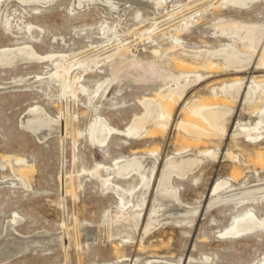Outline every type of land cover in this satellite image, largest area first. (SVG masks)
<instances>
[{
  "label": "rangeland",
  "instance_id": "rangeland-1",
  "mask_svg": "<svg viewBox=\"0 0 264 264\" xmlns=\"http://www.w3.org/2000/svg\"><path fill=\"white\" fill-rule=\"evenodd\" d=\"M165 1V16L160 18L147 6L117 16L100 6H80L78 0L4 4L0 48L28 45L41 61L0 63V251L20 238L37 235H57L61 242L19 249L0 258V264H149L156 259L171 264H260L264 259V230L222 234L247 211L264 218V196L208 204L217 183L218 191L224 192L264 180V160L257 156L264 153V136L252 140L245 130L264 121L259 95L264 90V36L255 52H248L251 42L236 32L228 33L234 24L264 29V0L243 8L225 0ZM178 33L187 50L233 49L242 53L241 60L251 56L252 62L244 72L220 63L216 64L220 70L200 66L185 76L182 72L189 69L180 67L173 53L166 51ZM83 60L81 65L72 63ZM161 74L170 77L156 78ZM171 76L184 79L187 86L166 129L153 135L124 132L136 117L146 114L143 102L157 99L170 87ZM239 76L244 77L242 91L231 98L224 88L240 87ZM257 83L261 88L254 93ZM213 92L222 100L231 99V110L218 131L193 143L183 124L191 109ZM31 112H44L56 120V130L39 138L24 123ZM96 120L117 129L106 144L91 138ZM148 127L153 128L151 123ZM188 145H192L188 152L179 151ZM204 149L218 154L207 156L190 175L171 178L187 210L150 229L154 196L168 160ZM136 155L154 156L158 163L135 236L123 240L116 222L130 215L121 214L119 196L113 189H104L103 179L91 172ZM8 157L21 158L32 169L17 178ZM84 174L80 183L78 178ZM127 178L113 180L127 191L136 188L139 178ZM6 238L11 240L9 245L3 241Z\"/></svg>",
  "mask_w": 264,
  "mask_h": 264
},
{
  "label": "bare ground",
  "instance_id": "bare-ground-1",
  "mask_svg": "<svg viewBox=\"0 0 264 264\" xmlns=\"http://www.w3.org/2000/svg\"><path fill=\"white\" fill-rule=\"evenodd\" d=\"M7 1L8 0H0V12L4 4ZM19 1L23 4H27L29 2V0H19ZM225 1L228 4H232L234 6L243 8V7H249L253 3L257 2L258 0H225ZM78 2L80 6H82V3H85V5L89 7L100 6L104 10L115 13L117 16H120L121 14L123 15V12H126L130 8L132 9V7L137 8V7L147 6L149 8H152L156 14H159V15H156V18H160L162 16H165L164 11L167 9V3L165 0H78ZM229 28L233 31L228 32V33L236 32V34L239 35L240 38H242V40H248L249 42H251L250 44L251 46L249 45L247 47L248 52L250 51L255 52L256 47L262 41V38L264 36V29L259 28V27L253 28V27H246L245 25L236 26L234 24L232 27H229ZM176 36L177 37L174 36L175 39L174 41H172L173 46L167 48L166 51H170L173 53L174 55L173 58L176 60L177 63H179L180 67L182 66L184 68L189 69L188 71L182 72V74L185 76L193 72L192 71L193 68H199L200 66L211 69V71L220 70V68L216 65L220 63H226V64L233 65L234 67H236L235 69L238 72H244L248 69V66H250L249 64L252 62L251 56L248 57L247 59L245 58L246 60H241L239 57L242 56V53L239 54L235 52L237 50L234 51L233 49H226V50L221 49L217 52H209V51L207 52V50L206 51L187 50L186 48H184L183 43L181 42V37L179 33ZM262 53H263L262 60L264 62V52ZM39 57H41V55H39L35 49H33L31 46H28V45L10 47V48L8 47L7 49H4L2 50V52H0V63L11 65L12 63L13 64L19 63L20 61L24 59H31L30 62H34L35 60L41 61ZM85 62L86 61L84 60L80 62L72 61V63H77L78 65H81L82 63H85ZM158 77H161L162 81L163 80L166 81L170 76L161 74V75H158L156 78ZM171 77L173 81L170 87L162 91L158 95L157 99H154V98L147 99L145 102H143V104L146 107V114L141 117H136L133 121V124L131 126H128L124 130V132H126L127 134L128 133L132 134V135H137L139 133L144 134V135H148V134L153 135L157 130L164 131L166 129V127L168 126L170 122V118H171V114L173 112L174 106L175 104H177V101L180 100L179 98H181L183 94H185L186 86H187L185 84L186 81L184 79H181L180 77H175V76H171ZM238 82L240 84V87H236L233 90L224 88L225 93L230 95V97L232 96V97L238 98V96L240 95L242 91V84L244 82V77L239 76ZM260 88L261 86L260 84H258L257 88L253 89L254 93H256L258 89L260 90ZM73 92L76 93L77 89H74ZM259 95H260V101L264 102V90L260 91ZM246 97L249 98V94H247ZM204 100L205 101L202 102L199 106L193 107L191 109V114H190L189 119L187 120V124H183V128L188 133L189 138L190 140L193 141V143L194 142L198 143L200 141H203L204 137H209L214 134L213 133L214 131L215 132L218 131V128L222 124L223 118L231 110V108L228 109V106H229L228 102H232V100L231 99L222 100L219 98L216 92L209 94ZM43 113L39 112L37 114V113L31 112L27 117H25V119L22 118V120L24 119L25 125H27L30 128H33V130L35 129V133L39 136V138H43L50 131L56 130V127L58 125L56 120L55 121L50 120L51 118L50 119L47 118V116H45V114ZM149 123H151L153 128L148 127ZM263 126H264V121L260 120L256 124V126L252 128L251 130H248L247 128L245 129L246 135L248 136V138L252 140L258 139L264 136V129H262ZM91 129H92V133H91L92 140L96 141L100 145L106 144L111 132L117 130L115 127L109 126V124L104 120H96L95 124L92 126ZM223 130H224V126H223ZM191 146L190 145L185 146L183 149L179 151L183 153L188 152L189 149L192 148ZM210 150L209 149L201 150L197 155L189 153V154L182 155V156H174L168 160L165 166L164 172H163V176L160 179V182L158 184V187L156 189V193L154 196V201H153V206H152L153 207L152 208L153 218L152 220L150 219V222L148 220L150 229L159 225L164 220H167L168 216L181 215L187 210V207H185L181 203L178 197L177 188H174L172 186L171 178L173 175H179L181 177H185L187 174L194 171L207 156H211V155L217 156L218 154L217 151H213V150L210 151ZM228 155L232 156L233 154H228ZM257 156L260 160H264V153L258 152ZM233 159L235 158L233 157ZM7 160L9 161L12 168L14 169V172H16L17 178L23 177L25 173L27 174L32 169V167L27 162L22 160L21 158L8 157ZM157 163H158V159L154 156L136 155L132 158L131 157L130 158H125V157L119 158L115 161L114 165H112L111 167L100 166L98 169L91 172L94 175L96 174L97 176H100V178L103 179L104 189H107V190L109 188L111 190L113 189L116 192V194L119 196L120 205H121V214H123L124 211L125 212L127 211L130 215V219L129 217L128 219L125 218L126 219L125 221H127L129 225L131 223L133 227L131 225L128 226L127 224H125V221H122V220H119L118 222H116V227H117L116 231L119 232L123 240H132L135 236L134 231L137 230V225H138L137 217L141 215V212L146 203V199L149 194L151 182L153 180V177L156 171ZM85 175L86 174L81 175L78 178L80 183L83 182ZM129 176L131 177L135 176L139 178V183L137 187L134 189H130L129 191L125 190L120 184L115 183L113 180L115 177H123L126 179ZM219 188H221L220 183H217L216 185H214V188H212L213 189L212 191L215 192L214 193L215 197L212 199V201H210V203H208L210 207L214 204L217 205V203L223 200H237L238 201V200H245L247 198H258V197L264 196V180L253 183L249 186L242 187L241 189L235 188L234 190H225L224 192H219L218 191ZM130 203L131 205L129 207L128 204ZM13 221L17 222L15 218L13 219ZM7 227L8 225H6V228ZM10 227L8 228L10 229ZM258 229L264 230V218H259L254 213V211L250 210V211H247L242 216L237 217L233 221L230 227L228 226L226 230L222 231V234L228 235L230 237L234 235L244 234L250 231H255ZM20 239L21 240L18 241L17 243H14L13 241L14 244H12V246L14 247L10 246V248L5 249L4 251L1 249L0 258H3V257L5 258V256L8 258V256L10 257V255L13 254V252L15 251L17 252L19 249H22L23 251H25V250H28V248L31 246L50 247L61 240V238L57 235H53V236L52 235H37L34 237H27V238H23V239L20 238ZM3 241H6L7 244L11 243V240L7 238L6 240L3 239ZM149 264H171V263H169L165 259H156L154 261L153 260L150 261ZM260 264H264V259L261 261Z\"/></svg>",
  "mask_w": 264,
  "mask_h": 264
}]
</instances>
